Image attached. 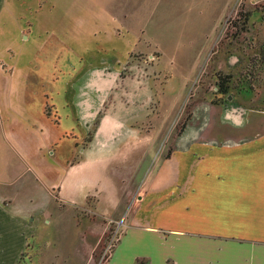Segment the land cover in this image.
Masks as SVG:
<instances>
[{"label": "rangeland", "instance_id": "1", "mask_svg": "<svg viewBox=\"0 0 264 264\" xmlns=\"http://www.w3.org/2000/svg\"><path fill=\"white\" fill-rule=\"evenodd\" d=\"M24 1L22 5L28 2ZM35 1L27 10L19 4L13 23L0 29V191L7 195L11 211L32 213L24 232L28 245L16 264H104L136 211L137 196L147 191L175 144L184 147L178 138L184 130L183 140L193 135L194 141L208 143L233 133H264V1ZM87 37L91 42L82 43ZM124 45L143 65L148 55L154 56L151 87L158 100L150 103L153 122L140 124V114L130 120L155 134L124 160L123 182L119 181L124 184V214L110 221L112 215L105 220L62 207L57 188L49 195L46 187L53 171L45 172L49 153L44 135L61 121L64 137L54 149L63 158L76 156L73 130L79 128L71 113L69 118L64 113L68 107L62 108L65 99L55 89L84 50L93 59L95 49L106 53L109 47L119 48L123 55ZM86 57L81 58L82 66ZM250 60L257 62L250 70V89L245 87L238 98L233 90L231 101L221 107L215 100V105L217 76L230 75L233 81L249 72ZM45 69L49 76L44 77ZM248 93L253 97L250 105ZM236 98L243 109L235 106ZM232 107L237 109L236 127L242 126L239 131L226 120L225 111ZM157 115L161 124L154 123Z\"/></svg>", "mask_w": 264, "mask_h": 264}, {"label": "crops", "instance_id": "2", "mask_svg": "<svg viewBox=\"0 0 264 264\" xmlns=\"http://www.w3.org/2000/svg\"><path fill=\"white\" fill-rule=\"evenodd\" d=\"M22 2L0 0V29L13 23L12 13ZM31 3L37 4L28 0L21 4L23 10ZM87 40L91 42L87 37L82 43ZM122 49L123 55L119 48L109 47L106 53L95 49L94 59L114 55L122 60L133 52L126 46ZM90 54L89 50L81 52L77 66L67 69L55 89L61 100L65 99L62 108L69 111L64 113L68 118L71 113L79 131L73 130L77 134L73 158H63L54 149L64 137L61 121L59 127L51 125L55 131L45 133L49 153L45 172L53 171L46 190L53 196L57 188L62 207L69 206L75 214L82 210L105 220L106 215H112L111 221L124 214V196L120 194L124 160L146 139H153L155 131L144 132L124 118L130 110V103L124 105V81L112 69L91 62ZM82 56H87L83 66ZM45 72L44 77L50 75L47 69ZM151 85L149 82L150 99L158 100ZM149 111L150 107L140 124L146 119L153 122ZM100 112L94 136L81 146L86 129ZM225 112L227 123L235 128L236 112ZM160 118L157 115L154 123L161 124ZM185 133L178 136L184 147L175 144L147 191L137 196L136 211L104 264H134L137 259L149 264H264V133H233L209 143L196 142L193 135L183 140ZM7 199L0 191V264H16L28 245L24 232L32 213L11 211ZM88 203H93L92 209Z\"/></svg>", "mask_w": 264, "mask_h": 264}, {"label": "flooded vegetation", "instance_id": "3", "mask_svg": "<svg viewBox=\"0 0 264 264\" xmlns=\"http://www.w3.org/2000/svg\"><path fill=\"white\" fill-rule=\"evenodd\" d=\"M261 51H262L261 61L264 62V46L261 48ZM98 52H100V50H98ZM154 59H155L154 56L148 55L146 62L143 65L141 62H139L141 58L135 60L132 56V53H128L127 57L122 60L116 58V56L114 55L101 57L99 59L93 58L91 60V62H96V64L99 65V68L107 67L109 69H112L113 72H117L119 77L124 81V105L125 104L128 105L127 103H130L128 105L129 106L128 109H130L129 114L128 116H124L125 119L127 117L129 119H134L137 114L144 116L146 113L145 112L146 109L150 107L152 98L150 99V95L148 94V83L155 80L153 78L155 76ZM254 65H257V62L252 63L250 60V64H248L249 72H247L246 74H239L237 79L233 81L231 80L230 75H227V79H225L226 75L222 77L218 75L216 78L215 88L213 90L214 104L216 100V103L218 105H221V107H223L226 102L231 101L233 90L235 91V93L236 91L237 93H239L237 96L238 98L242 95L240 94L242 93L241 90L244 91L245 87H248L250 89L251 84L249 83L253 77V74L252 72H250V70H254L255 68ZM237 98L233 102L236 103L235 105L236 107L240 108L241 106L238 104ZM246 98L249 101V105H250V103L253 100L252 94L250 96V93H248V96ZM236 111L237 109L232 107V112H236ZM101 117H102V113L100 112L96 115L94 122L91 125H89V127L86 129V132L82 139V141H84L85 144L90 142L92 137L94 136L96 128L100 123ZM190 119L191 118H189V115H187L188 122H186V124L189 123ZM231 128H233L235 131L241 130L240 128L239 129L234 127ZM253 130L254 127H252V131Z\"/></svg>", "mask_w": 264, "mask_h": 264}, {"label": "trees", "instance_id": "4", "mask_svg": "<svg viewBox=\"0 0 264 264\" xmlns=\"http://www.w3.org/2000/svg\"><path fill=\"white\" fill-rule=\"evenodd\" d=\"M184 128V127H183ZM122 235V234H121ZM121 235H119L118 236V238L114 241V243L112 244V246H111V248H110V250H109V254H111L112 252H113V250H114V248H115V246L118 244V242H119V239H120V236ZM110 256V255H109ZM109 258V257H108ZM134 264H149L148 263V261L146 260V259H137L136 261H135V263Z\"/></svg>", "mask_w": 264, "mask_h": 264}, {"label": "built area", "instance_id": "5", "mask_svg": "<svg viewBox=\"0 0 264 264\" xmlns=\"http://www.w3.org/2000/svg\"><path fill=\"white\" fill-rule=\"evenodd\" d=\"M112 246V245H111ZM111 248V247H110Z\"/></svg>", "mask_w": 264, "mask_h": 264}]
</instances>
